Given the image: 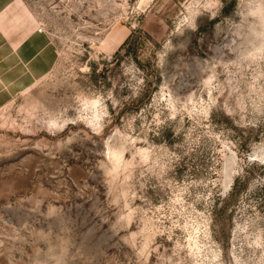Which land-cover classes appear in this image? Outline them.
I'll return each mask as SVG.
<instances>
[{
    "label": "rangeland",
    "instance_id": "rangeland-1",
    "mask_svg": "<svg viewBox=\"0 0 264 264\" xmlns=\"http://www.w3.org/2000/svg\"><path fill=\"white\" fill-rule=\"evenodd\" d=\"M0 264H264V0H0Z\"/></svg>",
    "mask_w": 264,
    "mask_h": 264
},
{
    "label": "trees",
    "instance_id": "trees-1",
    "mask_svg": "<svg viewBox=\"0 0 264 264\" xmlns=\"http://www.w3.org/2000/svg\"><path fill=\"white\" fill-rule=\"evenodd\" d=\"M135 32H133L131 35H130V37L126 40V42L124 43V45L122 46V49H125V48H127L128 46H131V44H132V42H133V40H134V38H135Z\"/></svg>",
    "mask_w": 264,
    "mask_h": 264
}]
</instances>
